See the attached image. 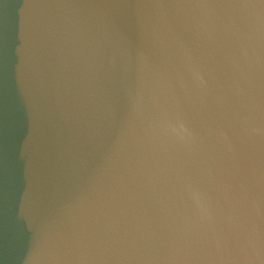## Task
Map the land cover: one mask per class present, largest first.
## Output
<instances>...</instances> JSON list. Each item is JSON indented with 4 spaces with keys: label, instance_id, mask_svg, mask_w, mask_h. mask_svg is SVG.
Listing matches in <instances>:
<instances>
[{
    "label": "water",
    "instance_id": "1",
    "mask_svg": "<svg viewBox=\"0 0 264 264\" xmlns=\"http://www.w3.org/2000/svg\"><path fill=\"white\" fill-rule=\"evenodd\" d=\"M0 264H264V0H0Z\"/></svg>",
    "mask_w": 264,
    "mask_h": 264
}]
</instances>
